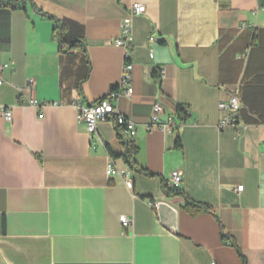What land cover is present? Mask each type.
<instances>
[{
    "label": "crops",
    "instance_id": "1",
    "mask_svg": "<svg viewBox=\"0 0 264 264\" xmlns=\"http://www.w3.org/2000/svg\"><path fill=\"white\" fill-rule=\"evenodd\" d=\"M30 1L47 15L29 3L0 6V66L9 64L0 85V264H243L241 254L264 264V0ZM133 2L146 11L132 17L134 93L118 108L137 128L136 164L154 176L131 170L115 123L100 122L93 136L77 118L78 105L121 79L125 51L115 40ZM159 36L173 41L178 61ZM236 91L242 107L221 125L220 103ZM155 102L174 131L148 130ZM110 161L120 175H106ZM174 171L179 189L211 211L192 215L184 196H166ZM150 199L177 210L176 230Z\"/></svg>",
    "mask_w": 264,
    "mask_h": 264
},
{
    "label": "built area",
    "instance_id": "2",
    "mask_svg": "<svg viewBox=\"0 0 264 264\" xmlns=\"http://www.w3.org/2000/svg\"><path fill=\"white\" fill-rule=\"evenodd\" d=\"M146 11L145 5L133 2L130 6V14L126 16L121 23V30L119 37L115 40V44L120 46L125 51V63L123 66L122 76L119 83L109 92V94L89 106L82 104L78 105V120L84 122L87 126L88 132L95 135L97 133V126L99 122L112 121L115 125L122 129L125 139L133 141L137 128L135 123L124 116L118 108V102L122 97H131L134 93L133 87V71L134 65L131 62V49L133 47V20L134 15H141ZM151 41H155L154 37H151ZM9 64L0 66V85L4 83L2 78V71L7 68ZM160 76H165V69H160ZM33 81L29 80L28 87L32 86ZM28 103L31 106L38 107L40 103L34 98H28ZM241 99L236 92H234L228 101L221 102L220 108L226 112V117L223 119L221 125L232 124L235 122V114L241 109ZM164 107L161 103L155 102L152 108L151 119L148 123V130H160L162 132L174 131V121L172 118L166 120L162 119ZM4 118L7 122H12L13 113L10 109L3 111ZM264 148V144H263ZM96 150V147H93ZM106 175L108 177H114L120 175V171L114 166V163L110 161L106 166ZM183 174L181 171H174L171 174L169 185L171 187L179 186L182 182ZM124 184L128 189H132L134 186L133 179L127 174L124 178ZM243 186H239L237 190H242ZM154 207H157V203H152ZM120 222L123 226H129L131 224L129 218L126 215L120 217ZM216 264V263H212Z\"/></svg>",
    "mask_w": 264,
    "mask_h": 264
},
{
    "label": "trees",
    "instance_id": "3",
    "mask_svg": "<svg viewBox=\"0 0 264 264\" xmlns=\"http://www.w3.org/2000/svg\"><path fill=\"white\" fill-rule=\"evenodd\" d=\"M30 4L33 8H35L37 11L41 12L44 15H47L46 13H43L41 11V9L37 8V6L31 2L30 0H0V6H4V7H10L11 9H23L26 10V6L27 4ZM61 30H63V28H58ZM60 43L63 45L64 42L60 41ZM76 46V41L75 43L72 44V47ZM176 48V45H175ZM178 111L180 116L182 117L183 120H185L188 117V113L186 112V110L182 107H178ZM118 130L120 129L119 127H116ZM121 139L123 141V144L125 146V154H124V160L127 162V164H129L131 170L134 171H139V172H143L144 174L150 175V176H154V173L148 172L144 169H141L138 167V165L136 164L135 160H134V156L138 151V148L135 146L133 141L127 140V139H123V137L121 136ZM176 145L177 147H181V141L179 138H177L176 141ZM112 154V152H110ZM163 189L165 191V194L167 197H173V196H184L185 197V204H184V209L187 210L188 212H190L192 215H196L199 212H201L202 210H207V211H211L212 209L207 206L204 205L202 203L193 201L192 199H190L184 191H181L179 189V186H175V187H171L169 185V181H163ZM150 201L152 203H155L154 199H150ZM230 242L233 246L237 247V244L235 243V241L233 239H230ZM239 250V248H238ZM240 254L241 251L239 250ZM242 257V261L243 264L246 263L245 258L243 257V255L241 254Z\"/></svg>",
    "mask_w": 264,
    "mask_h": 264
},
{
    "label": "water",
    "instance_id": "4",
    "mask_svg": "<svg viewBox=\"0 0 264 264\" xmlns=\"http://www.w3.org/2000/svg\"><path fill=\"white\" fill-rule=\"evenodd\" d=\"M160 42L166 41L170 47L173 57L178 61L173 41L169 37H156ZM157 212L162 223L170 230L177 228V210L167 202L157 203Z\"/></svg>",
    "mask_w": 264,
    "mask_h": 264
},
{
    "label": "bare ground",
    "instance_id": "5",
    "mask_svg": "<svg viewBox=\"0 0 264 264\" xmlns=\"http://www.w3.org/2000/svg\"><path fill=\"white\" fill-rule=\"evenodd\" d=\"M105 97H106V96H105ZM102 99H103V98H102ZM100 100H101V99H100ZM100 100H99V101H100ZM97 102H98V101H97ZM97 102H95V103H97ZM93 104H94V103H93ZM91 105H92V104H91ZM124 116H125V115H124ZM127 118H128V117H127ZM150 119H151V118H150ZM78 121H79V120H78ZM111 122H112V121H111ZM99 123H100V122H99ZM99 123H98V124H99ZM113 123H114V122H113ZM174 124H175V123H174ZM116 127H119V126L116 125ZM119 128H120V127H119ZM97 129H98V126H97ZM120 129H121V128H120ZM121 131H122V129H121ZM90 134H91V133H90ZM96 134H97V133H96ZM96 134H95V135H96ZM91 135H93V134H91ZM95 135H93V136H95ZM134 139H135V138H134ZM181 183H182V182H181ZM155 208H157V207H155Z\"/></svg>",
    "mask_w": 264,
    "mask_h": 264
}]
</instances>
